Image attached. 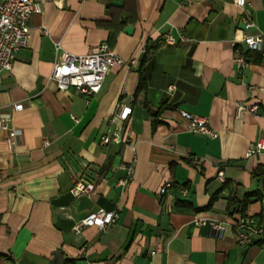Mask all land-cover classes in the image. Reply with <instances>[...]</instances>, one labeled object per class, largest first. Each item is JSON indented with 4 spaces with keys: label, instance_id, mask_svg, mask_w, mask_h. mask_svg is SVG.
I'll return each mask as SVG.
<instances>
[{
    "label": "crops",
    "instance_id": "0c3cea01",
    "mask_svg": "<svg viewBox=\"0 0 264 264\" xmlns=\"http://www.w3.org/2000/svg\"><path fill=\"white\" fill-rule=\"evenodd\" d=\"M35 1L28 44L0 72V113L21 131L8 149L0 129V264H51L55 251L62 264H264V244L236 243L241 212L233 210L246 199L243 214L264 224V153L245 157L264 138V0H245L244 9L232 0ZM165 33L188 41L167 44ZM244 35H260L262 50L238 73L234 48H246ZM103 41L136 64L114 65L88 96L57 90L49 79L55 45L79 55ZM236 102L256 112L236 116ZM122 103L131 106L129 142L102 146ZM180 111L206 117L214 136L189 131ZM74 178L92 191L72 195ZM98 209L119 219L75 233ZM195 218L225 230L218 237Z\"/></svg>",
    "mask_w": 264,
    "mask_h": 264
},
{
    "label": "built area",
    "instance_id": "2783aa9c",
    "mask_svg": "<svg viewBox=\"0 0 264 264\" xmlns=\"http://www.w3.org/2000/svg\"><path fill=\"white\" fill-rule=\"evenodd\" d=\"M233 4L244 9L245 0H232ZM40 5L35 0H0V72L9 71L15 54L23 47H26L29 39L28 20L31 15L39 13ZM242 22L246 27H250L252 22L244 14ZM164 41L167 44H177L187 42L184 35L177 38L169 33L164 34ZM243 42L249 50H262V38L260 35H244ZM137 60L131 58L127 61L120 58L110 48L107 42L103 41L91 47L86 54H73L55 45V60L52 66L49 79L55 84L57 90L63 91L70 87L76 89L80 94L86 96L97 93L105 79L107 72L114 65L131 67ZM233 63L238 73L247 66L243 50L240 46L234 48ZM170 88V87H169ZM257 106L243 102L235 103V115L241 111L256 112ZM131 113L129 104H117L115 109L107 118L108 130L99 137V144H126L129 138L124 133V125ZM180 114L187 121V129L191 132L202 133L214 136V131L208 126V120L204 116H199L184 111ZM9 113H0V129L6 131V145L8 149H13L21 139V131L11 125ZM259 153H264V138L251 141L246 149L245 157L249 158ZM201 158H193L191 164L198 169ZM134 155L130 163L125 167L126 175L119 180V184H125L132 176ZM219 181H223V170L220 169L216 175ZM171 183L166 181L159 189V193H164ZM92 183H84L80 178H74L71 193L74 196L88 194L92 191ZM184 192V191H183ZM119 219V215L113 210L98 209L85 215L78 221L73 230L79 233L82 228L96 226L105 229ZM195 225H207L218 237H221L225 230V224L221 221L210 218H195ZM236 243L238 245H250L255 242L264 244V224H258L251 216L240 214L235 220Z\"/></svg>",
    "mask_w": 264,
    "mask_h": 264
},
{
    "label": "trees",
    "instance_id": "16d2710c",
    "mask_svg": "<svg viewBox=\"0 0 264 264\" xmlns=\"http://www.w3.org/2000/svg\"><path fill=\"white\" fill-rule=\"evenodd\" d=\"M124 22L125 21H123V23ZM242 50H243V54H244V56H245V58H246L247 61H248V58L247 57H248L249 53L252 52V51H256V50H249L247 48H242ZM139 86H141V82H140V85ZM246 202H247L246 199H244L243 201H240V202L237 201L235 203V205L233 206L234 207L233 210L238 209V211L241 212V214H243V210H244V207L246 205Z\"/></svg>",
    "mask_w": 264,
    "mask_h": 264
},
{
    "label": "water",
    "instance_id": "95a60500",
    "mask_svg": "<svg viewBox=\"0 0 264 264\" xmlns=\"http://www.w3.org/2000/svg\"><path fill=\"white\" fill-rule=\"evenodd\" d=\"M132 27L126 26L125 27V32L130 34L132 32ZM63 263V257L60 251H55L54 252V258L52 260L51 264H62Z\"/></svg>",
    "mask_w": 264,
    "mask_h": 264
}]
</instances>
